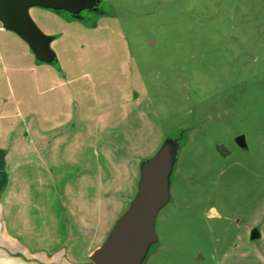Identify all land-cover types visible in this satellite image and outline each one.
Segmentation results:
<instances>
[{
  "label": "rangeland",
  "instance_id": "374dc122",
  "mask_svg": "<svg viewBox=\"0 0 264 264\" xmlns=\"http://www.w3.org/2000/svg\"><path fill=\"white\" fill-rule=\"evenodd\" d=\"M79 1L69 9L89 18L88 146L62 161L59 195L33 182L48 186L31 203L64 220L81 201L85 252L130 207L141 163L170 144L169 200L140 264H264V0Z\"/></svg>",
  "mask_w": 264,
  "mask_h": 264
},
{
  "label": "crops",
  "instance_id": "0c3cea01",
  "mask_svg": "<svg viewBox=\"0 0 264 264\" xmlns=\"http://www.w3.org/2000/svg\"><path fill=\"white\" fill-rule=\"evenodd\" d=\"M32 7L40 46L0 19V264H93L102 243L78 249L89 229L81 201L64 220L63 209L45 213L31 203L48 186L33 182L49 181L47 191L59 195L62 161L73 163L88 146L89 18ZM70 232L74 238L65 237Z\"/></svg>",
  "mask_w": 264,
  "mask_h": 264
},
{
  "label": "water",
  "instance_id": "95a60500",
  "mask_svg": "<svg viewBox=\"0 0 264 264\" xmlns=\"http://www.w3.org/2000/svg\"><path fill=\"white\" fill-rule=\"evenodd\" d=\"M79 3V0H0V19L37 47L43 44L44 37L30 17V5L69 9ZM66 11L74 14L72 9ZM236 141L242 146L246 144L244 135H238ZM171 150L170 144L163 145L154 157L141 163L137 193L106 239L92 252L90 258L94 264H140L146 247L157 238L156 215L169 200L170 173L174 165ZM259 235L254 228L251 237Z\"/></svg>",
  "mask_w": 264,
  "mask_h": 264
},
{
  "label": "flooded vegetation",
  "instance_id": "af4514ba",
  "mask_svg": "<svg viewBox=\"0 0 264 264\" xmlns=\"http://www.w3.org/2000/svg\"><path fill=\"white\" fill-rule=\"evenodd\" d=\"M242 146V145H241ZM246 146V144L243 146V147H245Z\"/></svg>",
  "mask_w": 264,
  "mask_h": 264
},
{
  "label": "trees",
  "instance_id": "16d2710c",
  "mask_svg": "<svg viewBox=\"0 0 264 264\" xmlns=\"http://www.w3.org/2000/svg\"><path fill=\"white\" fill-rule=\"evenodd\" d=\"M137 193V192H136ZM136 195V194H135ZM135 197V196H134ZM133 200V199H132ZM93 263V262H92ZM94 264V263H93Z\"/></svg>",
  "mask_w": 264,
  "mask_h": 264
}]
</instances>
